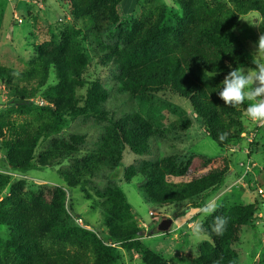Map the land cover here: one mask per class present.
Returning <instances> with one entry per match:
<instances>
[{"label": "trees", "instance_id": "1", "mask_svg": "<svg viewBox=\"0 0 264 264\" xmlns=\"http://www.w3.org/2000/svg\"><path fill=\"white\" fill-rule=\"evenodd\" d=\"M63 1L71 18L81 20L82 25L64 28L50 41L34 46L37 56L22 72L0 65V82L11 97V108L0 112V149L8 169L25 173L72 160L59 171L62 185L33 186L0 173V225L12 229L7 236L0 235V264H116L114 245L139 254L145 264H168L141 240L146 231L119 186L113 184L94 194L87 188L105 175L113 183L112 174L120 168L126 148L138 156L148 155L156 128L139 113L118 120L107 117L103 104L111 88L99 80H87L93 61L83 42L100 43L103 33L114 37V44L101 42L96 53L98 65L116 71L118 92L141 101L162 93L185 101L205 135L224 149L241 140L246 106H227L218 92L231 70L254 63L246 42L237 34V15L255 12L264 19V0H231L230 4L176 0L183 15L174 25L165 23L163 4L145 2L126 15L123 0ZM89 117L109 124L96 149L80 158L86 134H71L68 140L56 137L78 118ZM222 133H226L223 140ZM50 139L35 163L41 141ZM229 169V160L222 157L192 154L180 160L173 155L156 163L146 161L139 170L130 166L124 178L131 182L139 175L148 199L160 206L189 202L200 208L204 204L195 203L196 199L221 188ZM257 183L264 186V169ZM76 188L92 202V209L101 212L103 230L72 223L78 215L71 199V190ZM258 209L255 200L220 207L209 215L201 226L209 240L199 246L196 262L240 264L236 246L245 229L257 231ZM217 216L228 220L222 235L212 230Z\"/></svg>", "mask_w": 264, "mask_h": 264}, {"label": "rangeland", "instance_id": "2", "mask_svg": "<svg viewBox=\"0 0 264 264\" xmlns=\"http://www.w3.org/2000/svg\"><path fill=\"white\" fill-rule=\"evenodd\" d=\"M218 1L227 4L231 2ZM145 2L152 6L157 4L166 6L167 25H174L176 19L183 15V10L176 0H123L121 7L125 14L129 15L135 13L139 5L146 4ZM237 18L239 22L237 34L246 42L254 59L264 63V53H256L259 36L264 34V19L255 12L237 15ZM73 25L79 27L82 21L71 18L63 0H0V65L17 72L26 70L37 56L34 46L50 41L59 31ZM101 42L111 45L115 43V38L103 33ZM100 43L93 39L90 42H83L87 54L93 61L86 78L89 81L99 80L111 88L109 100L103 104L108 113L107 117L110 120H118L128 114H142L154 123L156 135L151 140L148 155L138 156L129 148L125 149L120 168L112 174L113 183L105 175L93 180L87 188L94 194L95 190H104L113 184L119 186L131 205L140 227L146 231L141 240L147 247L168 264H198L196 260L199 256V246L209 239L203 231L199 237L194 235V231L201 228L209 215H203L202 207L197 208L189 202L170 207L160 206L148 199L139 175L131 182H127L124 174L130 166L139 170L146 161L156 163L164 157L173 155L180 160H185L192 154L227 159L230 162V169L221 188L198 197L195 203L211 202L218 205L219 209L257 200L259 203L255 219L257 231L245 229L236 250L240 255V264H264V186L257 183L258 173L264 169V125L248 121L244 117L241 140L222 149L205 135L202 124L195 119L185 101L168 93L154 94L149 97V101H141L118 92L117 81L114 79L116 71L110 66L101 67L97 64L100 56L97 57L96 50ZM256 67L255 63L250 67H244L245 73L248 69ZM84 93L85 90L82 91V94ZM10 100L9 89L0 82V112L11 108ZM40 101V98L36 99L37 103ZM248 103L245 101V106ZM14 117L17 121L22 120L16 115H13ZM156 119L161 122H157ZM108 124L109 121L95 117L78 118L65 133L59 134L56 138L68 140L71 134H86V142L80 147L84 150L80 157L83 158L99 145L101 135ZM50 141L51 139L41 141L36 150L35 163ZM71 162V159H65L55 167L36 168L25 173L12 172L8 169L5 154L0 149V173L10 175L13 180H25L33 186L62 185L64 181L59 171L67 169ZM71 199L78 212V215L72 217L73 224L84 227L89 224L90 228L104 229L101 212L91 208L92 202L84 198L82 191L78 188L72 189ZM166 219H170L172 225L168 231L161 232L158 228ZM11 230L5 225H0L1 236H7ZM113 247L118 257L116 264H145L139 254L135 252L129 254L119 245Z\"/></svg>", "mask_w": 264, "mask_h": 264}, {"label": "clouds", "instance_id": "3", "mask_svg": "<svg viewBox=\"0 0 264 264\" xmlns=\"http://www.w3.org/2000/svg\"><path fill=\"white\" fill-rule=\"evenodd\" d=\"M256 53H264V34L259 36ZM256 64L255 69H248L247 73L243 66L231 70L222 81V90L218 92L219 98L225 105L232 108L249 103L246 106L244 116L248 121L264 125V63L253 58ZM226 133H222L220 138L223 140ZM218 205L205 203L201 212L203 215H211L216 211ZM228 220L226 217L217 216L214 219L212 230L217 235H222L226 230ZM202 228H197L194 235L199 237Z\"/></svg>", "mask_w": 264, "mask_h": 264}, {"label": "water", "instance_id": "4", "mask_svg": "<svg viewBox=\"0 0 264 264\" xmlns=\"http://www.w3.org/2000/svg\"><path fill=\"white\" fill-rule=\"evenodd\" d=\"M171 225H172V221L170 219H166L159 226L158 230L161 231V232L168 231V229L171 227Z\"/></svg>", "mask_w": 264, "mask_h": 264}, {"label": "built area", "instance_id": "5", "mask_svg": "<svg viewBox=\"0 0 264 264\" xmlns=\"http://www.w3.org/2000/svg\"><path fill=\"white\" fill-rule=\"evenodd\" d=\"M260 191H262V190H260Z\"/></svg>", "mask_w": 264, "mask_h": 264}]
</instances>
